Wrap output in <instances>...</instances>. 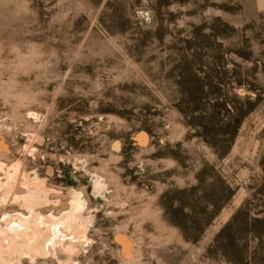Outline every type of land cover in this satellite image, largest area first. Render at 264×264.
Wrapping results in <instances>:
<instances>
[{
  "label": "rangeland",
  "instance_id": "1",
  "mask_svg": "<svg viewBox=\"0 0 264 264\" xmlns=\"http://www.w3.org/2000/svg\"><path fill=\"white\" fill-rule=\"evenodd\" d=\"M32 217L74 235L14 264H264V0H0V248Z\"/></svg>",
  "mask_w": 264,
  "mask_h": 264
},
{
  "label": "bare ground",
  "instance_id": "2",
  "mask_svg": "<svg viewBox=\"0 0 264 264\" xmlns=\"http://www.w3.org/2000/svg\"><path fill=\"white\" fill-rule=\"evenodd\" d=\"M143 136V135H142ZM142 139V138H140ZM8 188V187H7ZM6 192V191H5ZM8 193V192H7ZM10 193V192H9ZM6 194V193H5ZM33 194V192H32ZM32 194H29V195H32ZM35 194V193H34ZM8 196V195H7ZM5 196V197H7ZM32 197V196H31ZM35 198V197H34ZM36 199V198H35ZM79 200V199H78ZM80 201V200H79ZM78 205V204H77ZM30 213V212H29ZM18 216V215H17ZM26 218V217H25ZM3 219V218H2ZM41 219V218H40ZM40 219L38 218H29V219H20V220H15V222L13 221V223L11 222L10 226L7 225V228H6V231H8L9 233L13 234L11 236H6L3 241L5 242V247L4 248H0V264H14L15 262H13V260L15 259H12V257L18 253V248L20 249L21 251V247L19 245V240L20 238H25L26 241L28 242V245L31 246L33 245L39 238V231L37 228H39L38 226L39 225H45L49 228V230L51 231V239H52V242L55 244H62L61 241L63 239H61L59 237V233L61 232V229H59V226L61 225L65 230L69 231L72 235H74V230H73V224L66 220L64 222H61V224H46L42 221H40ZM13 220V219H12ZM41 236V235H40ZM73 237V236H72ZM43 242V241H42ZM25 243V242H24ZM51 243V242H49ZM49 243H47L49 245ZM52 243V244H53ZM127 243V242H125ZM51 244V245H52ZM36 244H34L35 246ZM42 245V244H41ZM46 245V246H48ZM50 245V246H51ZM70 246V244H68ZM34 246L32 248V251L29 253V256L30 258L32 259L35 255L39 254L40 252V248H35L34 249ZM45 246V245H44ZM60 246V245H59ZM56 247H58L56 245ZM62 247V246H61ZM68 248V247H67ZM126 251V248H128V244H126V246L124 247ZM123 248V249H124ZM65 249V248H64ZM43 250V248H42ZM41 250V251H42ZM27 251V249H26ZM29 251V250H28ZM44 251V250H43ZM46 251H47V248H46ZM128 251V250H127ZM126 251V252H127ZM50 251H48L49 253ZM54 252V251H52ZM43 253V252H42ZM41 253V254H42ZM130 253V252H129ZM41 254L40 257H41ZM46 256V254L44 255ZM18 257V256H17ZM23 257H25L23 255ZM28 258V257H26ZM18 259V258H17ZM19 264V263H18Z\"/></svg>",
  "mask_w": 264,
  "mask_h": 264
}]
</instances>
